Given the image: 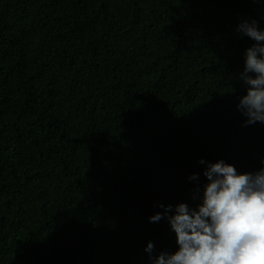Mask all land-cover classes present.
<instances>
[{
	"label": "trees",
	"instance_id": "trees-1",
	"mask_svg": "<svg viewBox=\"0 0 264 264\" xmlns=\"http://www.w3.org/2000/svg\"><path fill=\"white\" fill-rule=\"evenodd\" d=\"M248 19L264 0H0V264H153L199 161L264 167Z\"/></svg>",
	"mask_w": 264,
	"mask_h": 264
},
{
	"label": "clouds",
	"instance_id": "clouds-1",
	"mask_svg": "<svg viewBox=\"0 0 264 264\" xmlns=\"http://www.w3.org/2000/svg\"><path fill=\"white\" fill-rule=\"evenodd\" d=\"M237 31L254 41L245 50L239 73L246 95L237 110L247 117L244 126L264 123V29L248 19L237 25ZM199 163L206 165L203 175L208 181L201 203L195 208L187 203L161 204L163 212L149 218L151 223L167 219L178 245V251L161 252L153 264H264V167L241 174L224 160ZM145 251L151 254L154 244L149 242Z\"/></svg>",
	"mask_w": 264,
	"mask_h": 264
}]
</instances>
